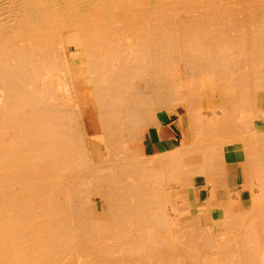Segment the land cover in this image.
Listing matches in <instances>:
<instances>
[{"label": "bare ground", "instance_id": "bare-ground-1", "mask_svg": "<svg viewBox=\"0 0 264 264\" xmlns=\"http://www.w3.org/2000/svg\"><path fill=\"white\" fill-rule=\"evenodd\" d=\"M261 94L264 0H0V264H264Z\"/></svg>", "mask_w": 264, "mask_h": 264}, {"label": "rangeland", "instance_id": "rangeland-1", "mask_svg": "<svg viewBox=\"0 0 264 264\" xmlns=\"http://www.w3.org/2000/svg\"><path fill=\"white\" fill-rule=\"evenodd\" d=\"M260 96H261V98H258L259 102L261 104L260 106L264 107V94H261ZM215 97H216V95H215ZM195 103H197L198 107L199 106L202 107L201 105H203V107H207L209 105V99L207 98V99H204V100H201V101L196 100ZM178 119H179L178 114H176L172 118V121L175 122V125H174L175 131L173 132V134L175 135V141H174L175 143L174 144L171 143L169 146H173L174 145V147H178V146H180L181 142L184 140V133H183V131L181 129L178 128V124H177ZM152 134H153V131H152ZM142 147H143L144 152L145 151L148 152V153L153 152L151 150L150 137H148V139L143 142ZM166 147H167V145H162L160 147L156 146L155 150L161 151V150L165 149ZM229 177H230L229 181H230L231 187L235 188V190L241 189L240 187L242 185V182H243L242 178L244 177V175L241 174V171H240V168L238 167V165L232 164V165L229 166ZM201 184L203 185L204 181H199V184H198V187H197V193H198V197L200 196L199 197L200 201H203V200H205L207 198V192L206 191L204 192V191H202L200 189ZM241 191L243 192V197H244L245 202L248 204L250 202V200H249L250 199L249 198V196H250L249 191L246 190V189H241ZM97 204H98V207H99L100 210H104V203L101 200L97 201ZM220 216H221V213L216 212L214 214V217H216V218H218Z\"/></svg>", "mask_w": 264, "mask_h": 264}, {"label": "crops", "instance_id": "crops-1", "mask_svg": "<svg viewBox=\"0 0 264 264\" xmlns=\"http://www.w3.org/2000/svg\"><path fill=\"white\" fill-rule=\"evenodd\" d=\"M174 116L175 114L169 115L168 112H163L161 114L162 124L160 127L154 128L153 134H151L150 137L151 150L153 153H162L168 151L169 148H175L174 145L169 146L171 143H175V135L173 134L175 131V122L172 121ZM162 145H167V147L161 151L155 150L156 146L160 147Z\"/></svg>", "mask_w": 264, "mask_h": 264}]
</instances>
